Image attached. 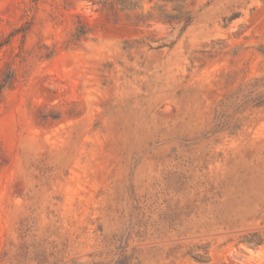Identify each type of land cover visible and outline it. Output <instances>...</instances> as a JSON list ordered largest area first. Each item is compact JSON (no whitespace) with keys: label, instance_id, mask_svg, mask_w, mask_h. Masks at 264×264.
Wrapping results in <instances>:
<instances>
[{"label":"rangeland","instance_id":"374dc122","mask_svg":"<svg viewBox=\"0 0 264 264\" xmlns=\"http://www.w3.org/2000/svg\"><path fill=\"white\" fill-rule=\"evenodd\" d=\"M0 264H264V0H0Z\"/></svg>","mask_w":264,"mask_h":264}]
</instances>
